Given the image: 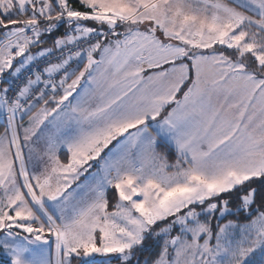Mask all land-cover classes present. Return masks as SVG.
Wrapping results in <instances>:
<instances>
[{"label": "snow or ice", "instance_id": "6c2138e0", "mask_svg": "<svg viewBox=\"0 0 264 264\" xmlns=\"http://www.w3.org/2000/svg\"><path fill=\"white\" fill-rule=\"evenodd\" d=\"M0 123L5 264H264V0H0Z\"/></svg>", "mask_w": 264, "mask_h": 264}, {"label": "trees", "instance_id": "16d2710c", "mask_svg": "<svg viewBox=\"0 0 264 264\" xmlns=\"http://www.w3.org/2000/svg\"><path fill=\"white\" fill-rule=\"evenodd\" d=\"M160 150L163 151L164 153L165 152H169V150H167L166 147L163 146V145L160 146ZM173 158H174V154H170L169 155V159H173ZM145 256H150V253L149 252H144V253L141 254V257L142 258L145 257ZM0 264H5V261H3V260L0 261Z\"/></svg>", "mask_w": 264, "mask_h": 264}, {"label": "rangeland", "instance_id": "374dc122", "mask_svg": "<svg viewBox=\"0 0 264 264\" xmlns=\"http://www.w3.org/2000/svg\"><path fill=\"white\" fill-rule=\"evenodd\" d=\"M163 146H164V145H163ZM165 147H166V146H165ZM166 149H167V147H166ZM167 150H169V149H167ZM157 152L160 153V154H164V152L160 150V147L157 149ZM172 162H174V158H173V159H169V163H172ZM2 260H3V261H6V258L0 256V261H2Z\"/></svg>", "mask_w": 264, "mask_h": 264}, {"label": "crops", "instance_id": "0c3cea01", "mask_svg": "<svg viewBox=\"0 0 264 264\" xmlns=\"http://www.w3.org/2000/svg\"><path fill=\"white\" fill-rule=\"evenodd\" d=\"M0 130H2V123H0Z\"/></svg>", "mask_w": 264, "mask_h": 264}]
</instances>
